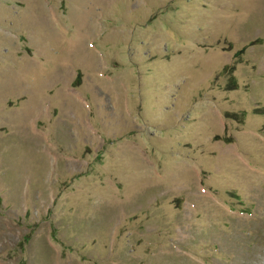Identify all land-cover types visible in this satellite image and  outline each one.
I'll return each mask as SVG.
<instances>
[{
    "label": "rangeland",
    "instance_id": "1",
    "mask_svg": "<svg viewBox=\"0 0 264 264\" xmlns=\"http://www.w3.org/2000/svg\"><path fill=\"white\" fill-rule=\"evenodd\" d=\"M0 264H264V0H0Z\"/></svg>",
    "mask_w": 264,
    "mask_h": 264
}]
</instances>
